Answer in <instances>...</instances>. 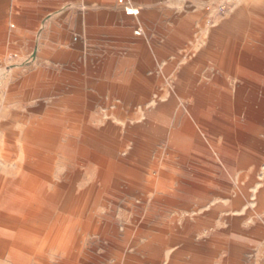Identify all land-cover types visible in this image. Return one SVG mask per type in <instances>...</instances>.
Segmentation results:
<instances>
[{
    "label": "rangeland",
    "instance_id": "1",
    "mask_svg": "<svg viewBox=\"0 0 264 264\" xmlns=\"http://www.w3.org/2000/svg\"><path fill=\"white\" fill-rule=\"evenodd\" d=\"M49 1L0 0V19L8 27L0 28V179L18 178L13 172L26 162L20 139L54 114L52 135L58 139L41 183L48 194L56 185L65 195L81 193L95 172L68 155L73 126L80 119L81 126L112 124L122 145L117 158L137 150L139 178L108 190L115 201L102 205V234L83 227L78 216L61 214L62 204L48 215V229L72 226L75 218V233L82 236V253L91 264H128L119 263V254L136 253L145 244L151 245L150 264H264V60L249 69L255 75L241 62L244 47L258 48L249 54L253 59L264 56V0H172L181 4L177 19L184 25L172 31L181 30L182 36L171 44L168 65L149 77L156 90L134 92L102 91V60L91 58L90 45L77 33L65 43L50 42L57 33H48L56 10L69 5L46 6ZM27 9L38 11L40 25L27 29L31 38L21 44L14 24ZM168 104L174 106L168 116L158 113L154 121L180 131L183 148L173 147L162 130L143 129L148 115ZM13 131L17 138L9 136ZM126 182L136 186L128 189ZM158 185L171 192L165 200H157ZM59 214L67 221H58ZM241 233L247 235L241 239ZM46 250L26 264H61L60 255Z\"/></svg>",
    "mask_w": 264,
    "mask_h": 264
},
{
    "label": "bare ground",
    "instance_id": "2",
    "mask_svg": "<svg viewBox=\"0 0 264 264\" xmlns=\"http://www.w3.org/2000/svg\"><path fill=\"white\" fill-rule=\"evenodd\" d=\"M213 43L216 42L213 40ZM251 47L243 48L244 55L241 62L242 69H244L245 72L250 75H255L256 73L249 69L259 68L260 61L264 60V56H254L253 59L249 54L258 52V48L252 49ZM169 105L170 104L160 106L157 112L148 115V121L145 122L146 126L144 125L145 127L143 126V129H146L149 133H160L162 130L168 134V139L173 147L182 145L183 148V146H186V143L180 131L173 133V131L168 128L164 129L163 121H154V117L158 115V113L165 112L166 114L163 116H168L170 112L169 109L174 108L173 105ZM198 114L199 112L197 110H192L191 115L194 118L198 119ZM81 121V119L78 120L73 126L75 135L68 141V145L70 147L72 146L68 155L72 156L79 163L91 167L95 172V177L90 184L78 194L71 192L69 195H65L64 187L59 185H56L54 191L48 194V187L45 188L43 183H41L43 172H47L49 169L45 161L53 160L49 151L54 144H56L55 141L58 139L57 136L52 135V132L54 131L55 133L56 131L54 126V114H50L43 120L38 121L36 126H31L20 139L21 156L25 158V165L14 170L13 174L18 176L15 181L11 179L4 180V177L0 179V260H5L7 264H26L32 259L40 260L42 257L41 251H47L46 249H57L62 251L63 254L67 253V255L69 253L70 258L67 262H60L61 264H91L88 255H83L84 253H82V236L75 233L77 226L76 219L73 218L72 226H69L70 229L68 226L64 228L51 227L48 229L47 225L50 221L48 215L52 214V211L56 208L55 205L62 204L61 214L68 212L70 215L73 214L75 217L78 216L84 220L83 227L91 229L98 234H102V205L113 203V198L115 197L114 194H107L108 190L111 186L119 188L121 186V184H119L121 181L128 182L139 178V173H137L138 171L135 168L136 161L134 159V157L138 155L137 150H133L132 154L126 159L120 160L117 158L118 151L122 145H120L119 141L116 139V127L112 124H107L102 128V122H89L87 125L81 126ZM188 124L190 125L189 122H187V125ZM0 128L2 129V126ZM79 132H82L81 136H79ZM169 134H172V136ZM9 136L17 138L19 134L13 131ZM107 146L113 147V150ZM134 186L136 185L127 183V186L124 187L133 189ZM145 187L147 190H150L152 188V183H147ZM158 190L162 194L161 196H157V200L159 201L165 200L166 198L164 196H167V193H171L169 188L165 186L158 185ZM148 197L147 195L144 196L145 202ZM61 214L58 216V221H67L68 217L65 215L62 216ZM46 229L48 230L47 233ZM251 233L253 234L254 232ZM134 234L135 232H132L130 238L127 240L129 243ZM43 235L45 238H43ZM246 235V233H241L239 238L242 239ZM95 237L96 236L93 238ZM150 249L151 245L145 244L136 253L119 254V263L150 264L152 262L150 259ZM172 264H176V262Z\"/></svg>",
    "mask_w": 264,
    "mask_h": 264
},
{
    "label": "crops",
    "instance_id": "3",
    "mask_svg": "<svg viewBox=\"0 0 264 264\" xmlns=\"http://www.w3.org/2000/svg\"><path fill=\"white\" fill-rule=\"evenodd\" d=\"M83 1L82 5L78 0H50L45 4L57 7L61 2H67L69 5L56 10L48 33L54 29L57 33H51L53 39L50 42L65 43L72 33H77L84 43H88L91 58L102 60V91L156 90L149 77L157 72L156 68L168 65L171 44L182 36L183 31H172L184 26L177 19L181 4L172 3V0ZM129 6L139 9V14H127L126 8ZM172 13L176 18H172ZM37 16L38 11L34 9L23 11L14 24L19 29L17 43L24 44L31 38L27 35V29L34 31L39 27L40 23L35 21ZM0 22V28H8L2 19ZM53 251L61 256L59 262H67V256L62 251Z\"/></svg>",
    "mask_w": 264,
    "mask_h": 264
},
{
    "label": "built area",
    "instance_id": "4",
    "mask_svg": "<svg viewBox=\"0 0 264 264\" xmlns=\"http://www.w3.org/2000/svg\"><path fill=\"white\" fill-rule=\"evenodd\" d=\"M122 0H120L121 2ZM139 9L137 8H134L132 6H129L126 8V13L129 14V15H138L139 14Z\"/></svg>",
    "mask_w": 264,
    "mask_h": 264
}]
</instances>
